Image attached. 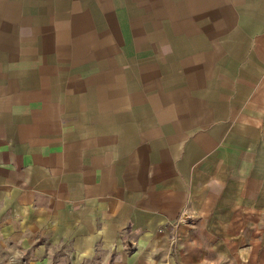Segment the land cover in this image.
<instances>
[{
  "label": "crops",
  "instance_id": "0c3cea01",
  "mask_svg": "<svg viewBox=\"0 0 264 264\" xmlns=\"http://www.w3.org/2000/svg\"><path fill=\"white\" fill-rule=\"evenodd\" d=\"M0 264H264V0H0Z\"/></svg>",
  "mask_w": 264,
  "mask_h": 264
}]
</instances>
